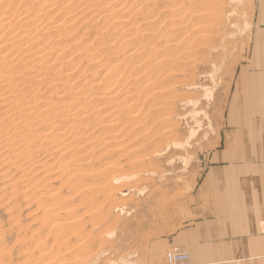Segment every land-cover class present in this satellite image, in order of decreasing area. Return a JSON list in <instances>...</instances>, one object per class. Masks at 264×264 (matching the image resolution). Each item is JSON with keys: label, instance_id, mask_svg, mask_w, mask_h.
Returning a JSON list of instances; mask_svg holds the SVG:
<instances>
[{"label": "rangeland", "instance_id": "obj_1", "mask_svg": "<svg viewBox=\"0 0 264 264\" xmlns=\"http://www.w3.org/2000/svg\"><path fill=\"white\" fill-rule=\"evenodd\" d=\"M4 1L0 38L16 36L5 52L23 60L18 84L36 92L18 95L17 113L29 114L44 94L62 104L69 86H86L87 96L79 120L71 117L76 125L57 132L34 117L37 110L33 129H13L0 108V264H149V243L182 224L185 201L226 129L253 0ZM22 18L30 26L20 27ZM50 65L52 77L41 80ZM50 84L60 85L50 92ZM114 91V101L91 100ZM18 132L32 146L22 157Z\"/></svg>", "mask_w": 264, "mask_h": 264}, {"label": "crops", "instance_id": "obj_2", "mask_svg": "<svg viewBox=\"0 0 264 264\" xmlns=\"http://www.w3.org/2000/svg\"><path fill=\"white\" fill-rule=\"evenodd\" d=\"M253 33L217 147L184 204L185 219L151 240L149 264L179 248L191 264H264V0H253Z\"/></svg>", "mask_w": 264, "mask_h": 264}, {"label": "bare ground", "instance_id": "obj_3", "mask_svg": "<svg viewBox=\"0 0 264 264\" xmlns=\"http://www.w3.org/2000/svg\"><path fill=\"white\" fill-rule=\"evenodd\" d=\"M4 1V0H3ZM7 0H5L4 1V4H5V2H6ZM9 1V0H8ZM8 1L6 2V3H8ZM15 1V0H14ZM1 3V2H0ZM28 3V2H27ZM9 4V3H8ZM8 4H6L7 6H9ZM21 4V3H20ZM50 4V3H49ZM113 4V3H112ZM120 4V3H119ZM125 4V3H124ZM43 5H44V3H43ZM43 5H40V6H43ZM63 5V4H62ZM2 6V5H1ZM13 6V5H12ZM28 6V5H27ZM26 6V7H27ZM45 6V5H44ZM36 7V6H35ZM38 7V6H37ZM56 7V6H55ZM75 7V6H74ZM87 7V6H86ZM92 7V6H91ZM41 8V7H40ZM132 8V7H131ZM169 8V7H168ZM183 8V7H182ZM185 8V7H184ZM5 9V8H4ZM35 9V8H34ZM39 9V8H38ZM45 9V8H44ZM73 9V8H72ZM31 10V9H30ZM43 10V9H42ZM35 11V10H34ZM90 11V10H89ZM189 11V10H188ZM192 11V10H191ZM19 12H20V10H19ZM116 12V11H115ZM177 12V11H176ZM1 13H2V11H1ZM7 13V12H6ZM70 13V12H69ZM121 13V12H120ZM178 13H180V11L178 12ZM187 13V12H186ZM185 13V14H186ZM16 13L14 12V15H15ZM42 14V13H41ZM68 14V13H67ZM122 14V13H121ZM136 14V13H135ZM184 14V15H185ZM189 14V13H188ZM191 14V13H190ZM6 15V14H5ZM4 15V16H5ZM10 15V14H9ZM39 15H40V13H39ZM128 15V14H127ZM177 15V14H176ZM4 16H2V18L4 17ZM7 16V15H6ZM41 16V15H40ZM40 16L38 17V18H40ZM53 16V15H52ZM81 16V15H80ZM14 17H16V16H14ZM13 17V18H14ZM27 16L25 15V17H23V18H26ZM171 17V16H170ZM5 18V17H4ZM3 18V19H4ZM9 17H7L6 19H8ZM10 18H12V17H10ZM9 18V19H10ZM12 18V19H13ZM18 18H19V16H18ZM23 18L21 19V20H23ZM29 18H31V16L29 17ZM36 18V17H35ZM1 19V18H0ZM40 19H42V18H40ZM123 19V18H122ZM185 19V18H184ZM19 20V19H18ZM33 20V19H32ZM3 21V20H2ZM10 21V20H9ZM15 21V20H14ZM24 21V20H23ZM27 21H30V20H28V18L24 21L25 23H23L22 24V26H20V27H28V22ZM37 20H35V22H36ZM44 21V20H43ZM150 21V20H149ZM1 22V21H0ZM32 22V21H31ZM34 22V23H35ZM40 22V21H39ZM3 23L4 22H1V24L3 25ZM9 23V22H8ZM20 23H21V21H20ZM62 23V22H61ZM73 23V22H72ZM176 23H178V22H176ZM175 23V24H176ZM13 24H14V22H13ZM18 24V23H17ZM36 24V23H35ZM35 24H32V25H35ZM39 23L37 22V25H38ZM52 24V23H51ZM174 24V25H175ZM182 24V23H181ZM7 25H9V26H7ZM12 25V24H11ZM20 25V24H19ZM19 25H17V26H19ZM4 26V25H3ZM6 26H7V29H8V27H9V29H10V27H11V29H13V27L12 26H10V24H5V28H6ZM14 26V25H13ZM29 26H30V24H29ZM36 26V25H35ZM34 26V27H35ZM65 26V25H64ZM72 26V25H71ZM173 26V25H172ZM176 26H177V24H176ZM175 26V27H176ZM1 27V26H0ZM15 27V26H14ZM20 27H18V28H20ZM54 27H56V26H54ZM180 27V26H179ZM32 28V27H31ZM38 28V27H37ZM40 28V27H39ZM60 28V27H59ZM130 28V27H129ZM128 28V29H129ZM3 28H1V30H2ZM8 29V30H9ZM10 29V30H11ZM17 29V28H16ZM24 29V28H23ZM22 29V30H23ZM56 29H58L57 27H56ZM184 29V28H183ZM1 30H0V33H2L1 32ZM9 30V31H10ZM18 30H20V29H18ZM25 30H27V29H25ZM36 30V29H35ZM40 30V29H39ZM55 30V29H54ZM168 30V29H167ZM3 31V30H2ZM14 31H15V29H14ZM17 31V30H16ZM21 31V30H20ZM20 31H18V32H20ZM41 31H43V30H41ZM50 31V30H49ZM126 31V30H125ZM5 32H6V30H5ZM8 32V31H7ZM12 32V31H11ZM25 32V31H24ZM28 32V31H27ZM32 32V31H31ZM13 33V32H12ZM15 33V32H14ZM33 33V32H32ZM180 33V32H179ZM3 34V33H2ZM2 34L0 35V36H2ZM4 34H6V33H4ZM10 33H8V35H9ZM20 34V33H19ZM24 34V33H23ZM28 34V33H27ZM173 34V33H172ZM176 34V33H175ZM191 34V33H190ZM7 35V34H6ZM7 35V36H8ZM14 35H16V34H14ZM22 35V34H21ZM45 35V34H44ZM170 35H171V33H170ZM11 36V35H10ZM19 36V35H18ZM26 36H28V35H26ZM25 36V37H26ZM173 36V35H172ZM6 37V36H5ZM22 36H20V38H21ZM24 37V36H23ZM23 37H22V39H23ZM31 37V36H30ZM175 37V36H174ZM177 37V36H176ZM34 38V37H33ZM128 38V37H127ZM138 38V37H137ZM16 36L15 37H12L11 39H3V38H0V94H1V96H0V108L1 107H3V108H1V109H4V112H6L5 114H8V116L7 115H4V113H3V115L4 116H6V117H9L8 119L6 118V122L5 123H7V124H9L10 126H11V128H13V129H19V128H21V125L23 124V126H24V124L30 129V127L32 128V127H34L33 126V124L32 123H34V122H30L31 121V114H33L34 112L32 111V110H37V113L39 114V116H36V114H34V117H36V119H38V120H41V119H43L42 120V122H43V124H45V126L49 129H55V131L57 132V127H59V126H66L67 128L69 127V125L71 126V124H73L72 126H74V124L76 125V123L78 122H76L75 121V119H71V117H75L76 118V116L78 117V115L80 114L79 112L81 111V106L82 105H84L83 104V102L84 101H82L83 99H86L85 97L87 96H85V94L83 95V93H84V90H85V88H87L86 86L84 87V86H82V87H84L83 89H78L77 88V86L76 85H74V86H69V85H67V86H69L70 88H69V90H67V92L66 93H64V94H62V95H60L57 99H59V103H62V104H60V105H58L57 104V102L56 101H50V100H47L46 99V97L43 95V97H42V99L39 101V103H38V106H34L33 107V109H29V111H31L29 114H25L23 111L21 112L20 111V113L18 112L17 113V111L16 110H18V109H22L21 107H19L18 106V104H16V103H18V101H17V98H18V95L20 94V97H21V93H22V91H23V93L24 92H26V88L25 89H23L22 87H24V85H22V84H18V83H23L22 81H24L23 80V78H24V76L26 75V71H24L23 72V70H22V66H21V64H22V61L20 60H18V58H16L15 56H17V55H15V53H14V51H13V53L11 54L10 52H5L6 51V48L7 47H5V45L6 44H8L10 41L11 42H15L16 40ZM18 39V38H17ZM33 40V39H32ZM31 40V41H32ZM156 40V39H155ZM169 40V39H168ZM39 41V40H38ZM171 41V40H170ZM11 42H10V44H11ZM17 42V41H16ZM18 42H20L19 40H18ZM78 42V41H77ZM186 42V41H185ZM61 43V42H60ZM32 44V43H31ZM185 44V43H184ZM12 45V44H11ZM13 46H14V44H13ZM15 46H17V44L15 45ZM28 46V45H27ZM167 46H169V45H167ZM172 46V45H171ZM9 47H11V46H9ZM144 47H146V46H144ZM181 47H182V45H181ZM12 48H14V47H12ZM9 49V48H8ZM15 49V48H14ZM137 49H139V48H137ZM144 49V48H143ZM12 49L10 48V51H11ZM19 50H20V48H19ZM5 52V53H4ZM19 53V52H18ZM24 53V52H23ZM134 53H136L135 51H134ZM134 53H132V54H134ZM27 54H29L28 52H27ZM26 54V55H27ZM33 56V55H32ZM58 56V55H57ZM130 56V55H129ZM18 57V56H17ZM30 58V57H29ZM21 59H23L22 57H21ZM32 59V58H31ZM65 59V58H64ZM133 59V58H132ZM29 61V60H28ZM69 62V61H68ZM27 64V63H26ZM53 64V63H52ZM63 64V63H62ZM70 64V63H69ZM77 64V63H76ZM47 66H49V65H47ZM51 66V65H50ZM18 68V69H17ZM63 68V67H62ZM56 70V68H55V65H54V67H46V69H45V71L44 72H42L41 74L43 75L42 77H41V80H44L45 78H47L49 75H51L50 77H52V74L54 73L53 71H55ZM140 70V69H139ZM93 71V70H92ZM159 71V70H158ZM53 72V73H52ZM22 73H24L23 75H20V74H22ZM56 73V72H55ZM94 73V72H93ZM140 73V72H139ZM138 73V74H139ZM29 74V73H28ZM31 74V73H30ZM29 77V76H28ZM53 77H54V75H53ZM65 77H68L70 80H66L67 82H69V81H71L72 79H74L75 77H74V74H73V72L71 73H68V74H66L65 75ZM80 77H81V75H80ZM26 78V77H25ZM58 78V77H57ZM65 80L63 81L64 83H65ZM30 81V80H29ZM122 80L121 79H116V80H114L113 81V83L111 84L112 86H113V88H116L119 84H120V82H121ZM42 82V81H41ZM100 84V83H99ZM98 84V85H99ZM38 85H41V84H38ZM38 85H37V87H38ZM60 84H50V88H49V91L50 92H52L51 90H53V89H55L56 87H58ZM73 85V84H72ZM78 85V84H77ZM96 85V84H95ZM94 85V86H95ZM26 86V85H25ZM30 86V85H29ZM93 85H92V88H95ZM28 87V86H27ZM40 88H41V86H39ZM30 89H31V87H29ZM39 88V89H40ZM34 89H35V87H34ZM91 89V88H90ZM89 89V90H90ZM96 89V88H95ZM140 89V88H139ZM25 90V91H24ZM32 90V89H31ZM41 91H42V89H40ZM87 90V89H86ZM94 90V89H93ZM165 90V89H164ZM163 90V91H164ZM167 90V89H166ZM27 91H30V90H27ZM33 91V90H32ZM31 91V93H34V95H35V93L36 92H32ZM39 91V90H38ZM91 91V90H90ZM140 91V90H139ZM116 91H114L112 94H108L107 92L106 93H98V94H96L95 96H92V97H90V98H92L91 100H108V102H111V101H114L117 97H116V95L114 94ZM138 92V91H137ZM27 93V92H26ZM31 93H27L26 95H28V94H31ZM44 92H42V94H43ZM117 93H119V92H117ZM140 93V92H139ZM162 95L164 94H167L166 93V91L165 92H160ZM25 94V93H24ZM23 94V95H24ZM37 94H39L38 92H37ZM36 94V95H37ZM140 95V94H139ZM160 95V94H159ZM38 96V95H37ZM137 96H138V94H137ZM19 97V98H20ZM23 97V96H22ZM25 97V96H24ZM30 97H32V96H30ZM41 97V96H40ZM67 97H70L71 99H70V101H66V98ZM89 97V96H88ZM166 97V96H165ZM26 99L28 98V97H25ZM38 97H34V99H37ZM170 98V97H169ZM20 99H22V98H20ZM29 99V98H28ZM27 99V100H28ZM32 99V98H31ZM34 99H32V100H34ZM89 99V98H88ZM14 100V101H13ZM30 100V99H29ZM36 102H37V100H35ZM127 101H129V100H127ZM135 101V100H134ZM170 101V100H169ZM10 102V103H9ZM22 102V101H21ZM24 103H25V101H23ZM31 102V101H30ZM107 102V103H108ZM26 104V103H25ZM157 104H159V103H157ZM22 105H23V103H22ZM27 105V104H26ZM28 105H30V104H28ZM32 108V107H31ZM84 108V107H83ZM82 108V109H83ZM153 108H155V107H153ZM157 108V107H156ZM6 110V111H5ZM1 111H3V110H1ZM28 111V112H29ZM133 112V111H132ZM74 113V114H73ZM1 114V113H0ZM9 114H10V116H9ZM23 114H25V115H23ZM132 114V113H131ZM89 115V114H88ZM81 116V115H80ZM80 116L78 117V120H79V118H80ZM84 116H82V118H83ZM87 117H85V119H86ZM4 120V119H3ZM33 120V119H32ZM136 120V119H135ZM19 121H21V122H19ZM84 122V121H83ZM89 123H90V121H89ZM131 123V122H130ZM84 124V123H83ZM8 125V126H9ZM68 125V126H67ZM89 125V124H88ZM3 126H4V124H3ZM0 127H2V126H0ZM82 127V126H81ZM81 127H79V128H81ZM4 128V127H3ZM10 128V127H9ZM8 128V129H9ZM71 128V127H70ZM87 128V127H86ZM2 129V128H1ZM6 129H7V127H6ZM33 129V128H32ZM59 129V128H58ZM72 129H73V127H72ZM11 130V129H10ZM23 130V129H22ZM61 130V129H60ZM69 130V129H68ZM8 131V130H7ZM18 130H16V132H17ZM69 131H71V130H69ZM74 131V130H73ZM132 131V130H131ZM1 132V131H0ZM20 132V131H19ZM19 132H18V134L15 136V138H17L16 139V141H18V138L20 139V141H18L19 143H17V142H15V140H14V142L16 143V144H20V143H22V144H25L24 146L25 147H23V146H21V147H23V148H26L25 150H27V151H22V149H21V151H22V155L19 153V155H21V157L22 156H24L25 154H27L28 153V151L32 148V146H31V141L30 142H28V143H26L27 141H28V139H27V137L29 136H22L21 134H23L24 132H20L21 134H19ZM32 132V131H31ZM53 132V131H52ZM121 132V131H120ZM6 133V132H5ZM9 134H10V132H8ZM7 133V134H8ZM13 133V132H12ZM11 133V134H12ZM28 133V132H27ZM33 133V132H32ZM35 133V132H34ZM50 133V132H49ZM74 133H75V131H74ZM1 134H4L3 133V131H2V133H0V135ZM10 134V135H11ZM29 134H31V133H29ZM25 135V134H24ZM31 135H33V134H31ZM58 135V134H57ZM71 135V134H70ZM5 136H6V134H5ZM63 136V135H62ZM75 136V135H74ZM77 136V135H76ZM139 136V135H138ZM1 137V136H0ZM9 137V136H8ZM57 137V136H56ZM3 138H5V137H3ZM11 138V137H10ZM14 138V137H13ZM40 138H42V137H40ZM60 138V137H59ZM1 139V138H0ZM6 139V138H5ZM56 139V138H55ZM2 140H4V139H2ZM13 140V139H12ZM44 140L46 141V140H49V137L48 136H46L45 138H44ZM5 141V140H4ZM8 141V140H7ZM6 141V142H7ZM36 141V140H35ZM42 141V140H41ZM13 143V142H12ZM11 143V144H12ZM65 143V142H64ZM1 144V143H0ZM27 145V146H26ZM33 145V144H32ZM20 147V146H19ZM53 147V146H52ZM55 147V146H54ZM54 147L52 148V149H54ZM14 148H15V146H14ZM51 148V147H50ZM16 149H18L17 147H16ZM44 150V149H43ZM59 150V149H58ZM12 151V150H11ZM14 151V150H13ZM19 151V150H18ZM49 151H51V150H49ZM30 152V151H29ZM18 153H16L15 152V154H18ZM51 153V152H50ZM14 154V153H13ZM28 155V154H27ZM36 155V154H35ZM12 156V155H11ZM26 156V155H25ZM17 157V156H16ZM20 157V156H19ZM19 157H17V158H19ZM4 160V159H3ZM11 163V162H10ZM24 168V167H23ZM119 169H121V168H119ZM44 246V245H43ZM43 249V248H42ZM183 251V250H182ZM185 252V251H184ZM187 253V252H186ZM188 254V253H187ZM189 255V254H188ZM166 256H167V254H166ZM190 257V256H189Z\"/></svg>", "mask_w": 264, "mask_h": 264}, {"label": "built area", "instance_id": "obj_4", "mask_svg": "<svg viewBox=\"0 0 264 264\" xmlns=\"http://www.w3.org/2000/svg\"><path fill=\"white\" fill-rule=\"evenodd\" d=\"M166 264H191V262L186 252L173 248L167 253Z\"/></svg>", "mask_w": 264, "mask_h": 264}]
</instances>
